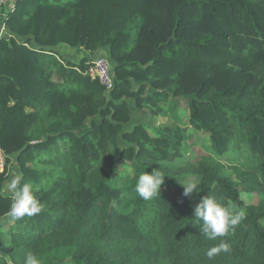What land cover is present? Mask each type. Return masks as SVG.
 <instances>
[{"label": "trees", "instance_id": "16d2710c", "mask_svg": "<svg viewBox=\"0 0 264 264\" xmlns=\"http://www.w3.org/2000/svg\"><path fill=\"white\" fill-rule=\"evenodd\" d=\"M14 8L6 26L26 41L0 40V148L7 158L19 154L22 184L32 185L41 210L0 227V264L59 249H71L74 264H264V0H17ZM58 44L110 50L111 99L85 74L91 61L78 73L49 57ZM133 83L150 88L155 104L187 101L192 126L210 136V154L182 161L170 129L156 138L140 127L123 133L130 114L122 98ZM42 116L50 127L32 144ZM236 154L248 165L235 163ZM134 161L130 181L113 179L116 166ZM167 164L195 175L198 191L185 196ZM154 169L165 182L145 201L135 184ZM240 186L259 202L246 206ZM206 196L244 209L233 233L200 235L193 209ZM10 203L0 193V217ZM221 241L230 252L209 259Z\"/></svg>", "mask_w": 264, "mask_h": 264}, {"label": "rangeland", "instance_id": "374dc122", "mask_svg": "<svg viewBox=\"0 0 264 264\" xmlns=\"http://www.w3.org/2000/svg\"><path fill=\"white\" fill-rule=\"evenodd\" d=\"M17 0H0V40L1 39H17L20 42L26 41V37L17 36L16 33L11 32L10 29L6 26V21L8 20V13L15 11V2ZM35 41L33 40L30 43L32 48H38L35 45ZM50 51L53 52L51 54V58L56 59L61 62L67 69H69L68 65L74 66V70L78 73L82 71L81 65L83 64V60L85 59V64L89 61L93 62L97 58L106 57L109 59L114 67V71L116 68V64L111 57L110 50L108 48L98 49L95 51L85 50L82 47L72 48L68 45L58 44L55 47L51 48ZM86 74V72H85ZM60 76H56L55 80H59ZM149 89L146 88L143 92L140 91V85L133 83L130 88V95H124L122 101L127 103L129 114H130V122L124 125L123 133H132L137 128H142L147 134L151 137H158L159 133L167 134L164 130L170 129L175 131H180L182 133V138L179 139L175 136V133L170 134L169 137L174 141L180 142L181 154L183 155V160H190L195 162L199 160L203 155L210 154L208 150V146L210 144V136L209 134L195 129L190 122V108L187 101L182 99L169 98L168 100L161 101L158 104H155L153 101L147 100L149 95ZM132 90V91H131ZM112 92V91H111ZM111 92H107L105 90V95L108 100L111 99ZM29 113H32L33 110L28 109ZM110 118V117H109ZM99 119V118H95ZM41 124L39 128L35 129L32 134V144L39 143L40 141H44L43 131L49 129L48 120H44L43 116L41 117ZM91 129V119H89L82 127V131H88ZM123 133L120 135L122 139ZM82 134V133H81ZM79 134V135H81ZM167 134V135H168ZM122 146L130 145V147H134L136 150H139L137 144L135 142L129 141H121ZM151 147L150 145L148 146ZM38 157H42V152H37ZM7 156V155H6ZM19 154H15L9 158H7V163L5 167V180L0 183V193L4 197H9L6 194V188L9 180L13 176L14 173H22L21 167L18 161ZM233 161L237 164H245L248 163L245 160V156L242 154H236L233 157ZM225 163L226 166V174L229 175L232 179H235L229 170L228 163ZM232 164V163H231ZM138 165L137 162H121L118 166H116L113 170V179L114 180H131L134 175L135 167ZM133 169V174L129 175L127 169ZM167 177L173 180L176 183L180 184H193L197 183L198 178L191 174L190 172H184L181 168H177L172 164H167ZM23 174V173H22ZM23 181V176L21 183ZM239 190L242 195V200L249 206L254 203H258L260 200L259 194L252 193L247 191L242 186L239 187ZM123 199L127 201V203H134V196L132 191L124 192ZM16 221V220H15ZM15 221L10 220L8 216L0 217V227H4L8 229L11 224ZM261 225L264 227V220L261 221ZM2 248H0L1 250ZM71 249H59L52 253L47 254L42 258V264H74L71 261ZM16 264V263H12Z\"/></svg>", "mask_w": 264, "mask_h": 264}, {"label": "clouds", "instance_id": "9594fccd", "mask_svg": "<svg viewBox=\"0 0 264 264\" xmlns=\"http://www.w3.org/2000/svg\"><path fill=\"white\" fill-rule=\"evenodd\" d=\"M122 147H130V145ZM127 171L129 175L133 174V169L128 168ZM22 176V173H14L6 188V194L9 195L11 201L7 216L13 221L25 216L31 217L41 210L39 202L34 196L32 185L22 184ZM164 182L165 175L160 169H154L151 174L143 172L138 177L134 191L141 199L149 201L158 195ZM197 191L198 187L195 183L184 185L183 194L185 196H190ZM193 214L199 225L200 235L207 240H216L233 233L236 227L246 218L244 209L237 208L234 205H223L210 196L201 199L200 203L194 207ZM230 250L229 244L221 241L218 245L208 249L206 256L212 259L221 252L229 253ZM8 264H12L10 259ZM23 264H42V259L37 254L29 252L25 255Z\"/></svg>", "mask_w": 264, "mask_h": 264}, {"label": "built area", "instance_id": "2783aa9c", "mask_svg": "<svg viewBox=\"0 0 264 264\" xmlns=\"http://www.w3.org/2000/svg\"><path fill=\"white\" fill-rule=\"evenodd\" d=\"M91 79L97 80L105 88L107 92L113 91L115 88V71L109 59L99 57L91 62L86 71ZM7 163V156L4 150L0 148V172H4Z\"/></svg>", "mask_w": 264, "mask_h": 264}, {"label": "crops", "instance_id": "0c3cea01", "mask_svg": "<svg viewBox=\"0 0 264 264\" xmlns=\"http://www.w3.org/2000/svg\"><path fill=\"white\" fill-rule=\"evenodd\" d=\"M0 18H2V15L0 16Z\"/></svg>", "mask_w": 264, "mask_h": 264}]
</instances>
